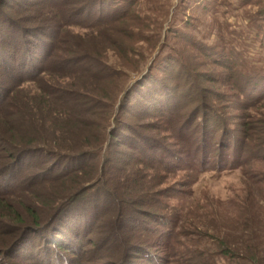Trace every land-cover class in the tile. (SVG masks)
<instances>
[{
    "label": "trees",
    "instance_id": "16d2710c",
    "mask_svg": "<svg viewBox=\"0 0 264 264\" xmlns=\"http://www.w3.org/2000/svg\"><path fill=\"white\" fill-rule=\"evenodd\" d=\"M138 3L0 0V264H164L155 236L161 227L176 236L178 220L163 213L173 189L156 188L182 171L194 184L206 171L264 162V120L244 115L230 131L179 54L147 64L159 37L144 39ZM193 46L227 72L219 83L233 85L240 109L264 102V72L243 74L236 57ZM174 86L194 93L182 99ZM245 229L244 249L222 241L218 254L264 264L262 242Z\"/></svg>",
    "mask_w": 264,
    "mask_h": 264
},
{
    "label": "rangeland",
    "instance_id": "374dc122",
    "mask_svg": "<svg viewBox=\"0 0 264 264\" xmlns=\"http://www.w3.org/2000/svg\"><path fill=\"white\" fill-rule=\"evenodd\" d=\"M136 7L140 17L147 18L142 28L144 39L159 37L154 52L147 49L145 41L139 43L141 54L148 57L153 52L148 65L153 58H161L168 52L179 54L200 76L197 80L207 89L204 97L208 96L209 107L212 104L216 115L230 131L237 129L244 115L264 120V102L249 110L240 109L233 85L219 83L221 75L227 72L205 60L193 46L194 42L203 41L227 58L236 57L235 69L243 74L251 69L264 72V0H139ZM174 31L180 32V36ZM142 69L130 75V83L141 78L146 72L144 67ZM212 78L218 81L213 83ZM174 88H169L170 93L177 90V96L182 99L194 93V88L191 91ZM211 92L216 93V97L211 99ZM148 134L158 138L163 135L159 131ZM220 136L222 133L218 132L214 142H218ZM193 173L179 172L156 188L159 191L173 189L168 199L162 198L167 206L163 213L174 215L178 220L177 230L173 231L176 236H165L166 227L159 229L161 233L154 240L157 238L159 244L156 241L157 246L152 245L156 256L169 259L164 264H188L191 254L200 255V259L210 264L211 259L217 264H230L218 254V244L223 241L231 250L244 249L250 233L245 226H250L256 241L262 242L264 247V184L258 183L260 177L254 175L264 173V162L254 161L243 170L206 171L197 176L194 184H188L186 181ZM249 173H253L252 178L247 176ZM151 226L154 227L149 224Z\"/></svg>",
    "mask_w": 264,
    "mask_h": 264
}]
</instances>
